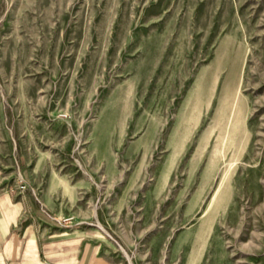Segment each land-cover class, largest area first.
I'll return each mask as SVG.
<instances>
[{"label": "rangeland", "instance_id": "1", "mask_svg": "<svg viewBox=\"0 0 264 264\" xmlns=\"http://www.w3.org/2000/svg\"><path fill=\"white\" fill-rule=\"evenodd\" d=\"M0 167L126 264H264V0H0Z\"/></svg>", "mask_w": 264, "mask_h": 264}, {"label": "crops", "instance_id": "2", "mask_svg": "<svg viewBox=\"0 0 264 264\" xmlns=\"http://www.w3.org/2000/svg\"><path fill=\"white\" fill-rule=\"evenodd\" d=\"M11 179L0 167V264H126L103 234L57 226Z\"/></svg>", "mask_w": 264, "mask_h": 264}, {"label": "built area", "instance_id": "3", "mask_svg": "<svg viewBox=\"0 0 264 264\" xmlns=\"http://www.w3.org/2000/svg\"><path fill=\"white\" fill-rule=\"evenodd\" d=\"M18 181H19V190L24 191L25 185L23 184V180L20 178Z\"/></svg>", "mask_w": 264, "mask_h": 264}]
</instances>
